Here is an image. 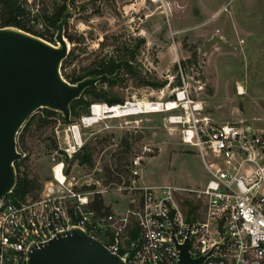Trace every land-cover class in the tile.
<instances>
[{"label":"rangeland","instance_id":"1","mask_svg":"<svg viewBox=\"0 0 264 264\" xmlns=\"http://www.w3.org/2000/svg\"><path fill=\"white\" fill-rule=\"evenodd\" d=\"M62 4L28 0L27 28L56 45V30L41 16H51ZM68 5L76 13L69 15L66 26L70 53L61 72L67 81L129 48L135 53L134 71L113 85L100 83L105 96L124 105L168 103L178 102L187 91L178 109L105 117L82 129L85 146L80 155L93 153V166L66 158V173L84 189L99 191L105 207L127 206L128 194L118 189L131 185L135 161L140 162L138 183L143 186L200 189L207 183L202 159L182 142V126L170 122L185 113V106L199 107L197 118H207L211 125L236 123L264 133V0H69ZM144 80L163 86L152 88ZM86 99L108 105L91 95ZM78 113L71 123L91 115L82 109ZM44 116L42 109L37 111L17 137L21 176L35 182L34 196L52 180L55 130L65 123L60 113L46 122ZM179 201L187 212L191 206L198 211L202 207L200 198L187 194Z\"/></svg>","mask_w":264,"mask_h":264},{"label":"built area","instance_id":"2","mask_svg":"<svg viewBox=\"0 0 264 264\" xmlns=\"http://www.w3.org/2000/svg\"><path fill=\"white\" fill-rule=\"evenodd\" d=\"M184 108L170 122L182 126L183 144L202 159L208 175L202 188L143 186L135 161L131 185L118 189L128 194L127 206L98 209L101 193L84 189L65 165L82 152V129L89 126L84 117L62 123L55 130L52 180L36 197L19 198L13 191L0 200V264H28L33 245H46L74 228L125 264H178L176 244L188 238L191 257L206 256L204 264H264V133L236 123L214 126L197 118L199 107ZM185 194L202 200L195 215L179 201Z\"/></svg>","mask_w":264,"mask_h":264},{"label":"water","instance_id":"3","mask_svg":"<svg viewBox=\"0 0 264 264\" xmlns=\"http://www.w3.org/2000/svg\"><path fill=\"white\" fill-rule=\"evenodd\" d=\"M70 7L57 25L56 45L15 27H0V200L10 195L18 183L15 163L23 155L17 137L25 123L39 110L60 113L66 124L72 122L71 104L88 89H99L108 75L87 77L75 84L62 75V66L70 53L65 37ZM178 264H204L207 257L193 259L191 242L176 244ZM28 264H125L102 242L82 229L74 228L46 245H33Z\"/></svg>","mask_w":264,"mask_h":264},{"label":"trees","instance_id":"4","mask_svg":"<svg viewBox=\"0 0 264 264\" xmlns=\"http://www.w3.org/2000/svg\"><path fill=\"white\" fill-rule=\"evenodd\" d=\"M28 0H0L1 12H0V27H15L20 30H23L28 33H32L30 28H27L26 20L31 21L30 18V11L25 6V3ZM63 2L62 5H59L56 11L51 16H41L44 22L47 23L48 27H51L56 30L57 32V25L63 18L64 12L67 10L69 0H60ZM71 8V7H70ZM35 20H39V17H33ZM32 35L38 36L43 38V36L37 35L32 33ZM55 36V35H54ZM65 37H66V29H65ZM143 42V41H142ZM67 60V59H66ZM65 60V61H66ZM135 60V53L134 51L130 50L129 48H125L123 55H120L116 58H111L109 60L103 61L100 65L92 68L85 74L68 81L69 83L75 84L77 82L82 81L87 77H98L102 75H108L111 77V80H104L102 84L109 83L110 85L115 84L123 75L132 74L134 71L133 62ZM63 63V66L65 64ZM62 66V68H63ZM67 79V78H65ZM143 84L152 88L162 87L163 84H160L157 81L152 80H144ZM100 88V87H99ZM103 89H88L82 98L79 100L74 101L71 104V111L72 117H78L79 113L78 110L82 109L85 113H90L89 108L93 104L89 99H86V96H93L95 98V102H103L108 104L110 107L115 105H124V101L119 98H108L104 95ZM45 116L42 118V121L46 122L47 118L53 117L57 114V112L50 111L48 109H42ZM89 115V114H88ZM31 125V121L27 124V127ZM24 138V137H23ZM22 138V139H23ZM21 143V139L19 141ZM80 165H86L89 167L93 166V153L90 151H86V153L77 156ZM23 164V160L18 161L15 163V167L18 173V183L14 190V196L19 198H25L27 196L36 197L37 195H32L34 190L36 189L35 182L31 181L28 176H21V166ZM101 197L98 196L96 200V207L98 209H106L109 210L107 207L104 206L103 201L100 199ZM197 213L196 207L189 208V215H195Z\"/></svg>","mask_w":264,"mask_h":264},{"label":"bare ground","instance_id":"5","mask_svg":"<svg viewBox=\"0 0 264 264\" xmlns=\"http://www.w3.org/2000/svg\"><path fill=\"white\" fill-rule=\"evenodd\" d=\"M182 97L183 95L180 94ZM178 107L177 102H130L126 105H115V106H108L105 104H94L91 109V115L85 118V123L91 127L94 124H97L105 117L111 118H121L124 116L136 115L140 113H156L161 111H172ZM60 179L62 177L59 176Z\"/></svg>","mask_w":264,"mask_h":264},{"label":"crops","instance_id":"6","mask_svg":"<svg viewBox=\"0 0 264 264\" xmlns=\"http://www.w3.org/2000/svg\"><path fill=\"white\" fill-rule=\"evenodd\" d=\"M107 207L108 208H110V209H112V210H115V211H119L120 209L119 208H112V206L111 205H109V203H107Z\"/></svg>","mask_w":264,"mask_h":264}]
</instances>
